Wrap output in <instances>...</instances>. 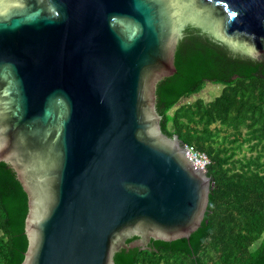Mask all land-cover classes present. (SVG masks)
I'll return each mask as SVG.
<instances>
[{"label":"water","instance_id":"1","mask_svg":"<svg viewBox=\"0 0 264 264\" xmlns=\"http://www.w3.org/2000/svg\"><path fill=\"white\" fill-rule=\"evenodd\" d=\"M187 26L264 61V0H0V162L29 198L21 264H116L202 225L215 183L157 109Z\"/></svg>","mask_w":264,"mask_h":264},{"label":"trees","instance_id":"2","mask_svg":"<svg viewBox=\"0 0 264 264\" xmlns=\"http://www.w3.org/2000/svg\"><path fill=\"white\" fill-rule=\"evenodd\" d=\"M177 72L157 85L162 130L211 158L214 181L202 225L190 238L152 239L122 249L116 264H264V61L232 52L199 28L180 40ZM222 84L211 100L197 94ZM29 198L15 169L0 162V264L28 249ZM137 237L128 239V242Z\"/></svg>","mask_w":264,"mask_h":264},{"label":"rangeland","instance_id":"3","mask_svg":"<svg viewBox=\"0 0 264 264\" xmlns=\"http://www.w3.org/2000/svg\"><path fill=\"white\" fill-rule=\"evenodd\" d=\"M223 88L222 84L209 83L197 94V96L204 97L206 100H211L219 95Z\"/></svg>","mask_w":264,"mask_h":264},{"label":"built area","instance_id":"4","mask_svg":"<svg viewBox=\"0 0 264 264\" xmlns=\"http://www.w3.org/2000/svg\"><path fill=\"white\" fill-rule=\"evenodd\" d=\"M188 145L192 149L197 161L200 163L202 168L204 170L208 169V166L211 164V158L209 157V155L206 152L199 150L194 145H191V144H188Z\"/></svg>","mask_w":264,"mask_h":264},{"label":"flooded vegetation","instance_id":"5","mask_svg":"<svg viewBox=\"0 0 264 264\" xmlns=\"http://www.w3.org/2000/svg\"><path fill=\"white\" fill-rule=\"evenodd\" d=\"M150 244H151V242L149 243V245L147 246L148 248H150L151 246H150Z\"/></svg>","mask_w":264,"mask_h":264}]
</instances>
